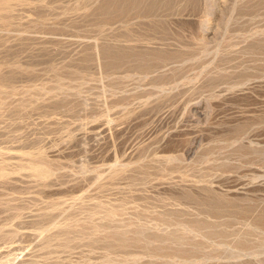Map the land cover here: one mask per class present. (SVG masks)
Listing matches in <instances>:
<instances>
[{"label": "rangeland", "instance_id": "obj_1", "mask_svg": "<svg viewBox=\"0 0 264 264\" xmlns=\"http://www.w3.org/2000/svg\"><path fill=\"white\" fill-rule=\"evenodd\" d=\"M0 264H264V0H0Z\"/></svg>", "mask_w": 264, "mask_h": 264}]
</instances>
